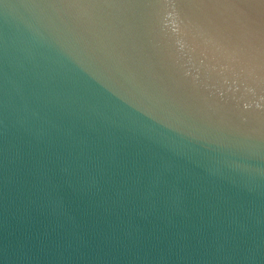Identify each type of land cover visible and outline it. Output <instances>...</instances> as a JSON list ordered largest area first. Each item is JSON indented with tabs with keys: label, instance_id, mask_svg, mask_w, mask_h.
Listing matches in <instances>:
<instances>
[{
	"label": "water",
	"instance_id": "95a60500",
	"mask_svg": "<svg viewBox=\"0 0 264 264\" xmlns=\"http://www.w3.org/2000/svg\"><path fill=\"white\" fill-rule=\"evenodd\" d=\"M0 264H264V0H0Z\"/></svg>",
	"mask_w": 264,
	"mask_h": 264
}]
</instances>
